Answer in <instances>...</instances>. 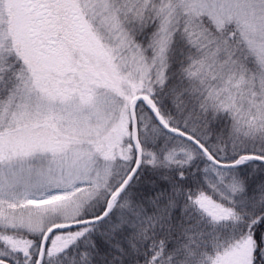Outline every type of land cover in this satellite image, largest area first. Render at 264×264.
<instances>
[{
    "label": "snow or ice",
    "instance_id": "6c2138e0",
    "mask_svg": "<svg viewBox=\"0 0 264 264\" xmlns=\"http://www.w3.org/2000/svg\"><path fill=\"white\" fill-rule=\"evenodd\" d=\"M0 264H264V0H0Z\"/></svg>",
    "mask_w": 264,
    "mask_h": 264
}]
</instances>
